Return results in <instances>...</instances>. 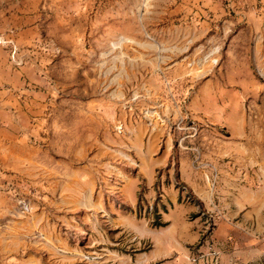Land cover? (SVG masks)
Wrapping results in <instances>:
<instances>
[{
	"label": "crops",
	"instance_id": "obj_1",
	"mask_svg": "<svg viewBox=\"0 0 264 264\" xmlns=\"http://www.w3.org/2000/svg\"><path fill=\"white\" fill-rule=\"evenodd\" d=\"M181 4L215 63L150 67L119 96L49 77L39 49L54 66L90 37L0 0V264H191L208 213L221 264H264V0Z\"/></svg>",
	"mask_w": 264,
	"mask_h": 264
},
{
	"label": "rangeland",
	"instance_id": "obj_2",
	"mask_svg": "<svg viewBox=\"0 0 264 264\" xmlns=\"http://www.w3.org/2000/svg\"><path fill=\"white\" fill-rule=\"evenodd\" d=\"M185 11L181 0H40L36 10L25 6V16L34 13L46 18L44 27L47 31L51 26V31H73L90 37L88 41L85 39V46L92 48V52L80 50L84 46L81 40L72 46V55L68 53L63 57L67 61L59 57L54 66L50 58L55 57L47 54V50L39 49L37 58L49 77L64 80L70 75L71 79L86 76L102 79L108 86L106 90L114 85L119 96L124 94L121 91L127 86L129 89L138 84L147 86L142 82L148 76L161 74L148 71L150 67L180 63L185 78L190 79L202 77L204 72L199 73L215 63L204 57L216 46L217 51L212 56L217 58L219 46L206 47L204 37H196L193 27L182 22ZM48 19H51L49 24ZM8 43L12 50L13 42ZM95 50L103 53L96 55ZM23 52L21 55L18 50L17 55L16 50L11 51V56L17 62L31 58L26 49ZM90 67L95 72L89 70Z\"/></svg>",
	"mask_w": 264,
	"mask_h": 264
},
{
	"label": "built area",
	"instance_id": "obj_3",
	"mask_svg": "<svg viewBox=\"0 0 264 264\" xmlns=\"http://www.w3.org/2000/svg\"><path fill=\"white\" fill-rule=\"evenodd\" d=\"M0 41L5 42V39L0 36ZM13 51L14 48H13ZM137 94L131 95V98H137ZM179 122H182L181 120ZM182 128V124L179 126ZM192 130L196 129V126L192 123H189L187 126ZM115 130L118 133H122L124 126L122 121L118 120L115 124ZM214 224V217L211 213H208L205 216L201 232H200V241L203 248H197L196 251L189 255V260L191 264H221V253L222 249L217 245L212 236V229Z\"/></svg>",
	"mask_w": 264,
	"mask_h": 264
}]
</instances>
